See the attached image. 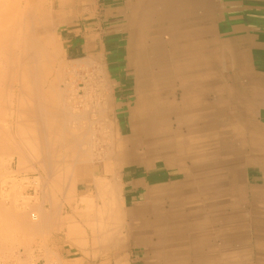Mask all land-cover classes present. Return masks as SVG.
Returning a JSON list of instances; mask_svg holds the SVG:
<instances>
[{"label": "crops", "instance_id": "crops-1", "mask_svg": "<svg viewBox=\"0 0 264 264\" xmlns=\"http://www.w3.org/2000/svg\"><path fill=\"white\" fill-rule=\"evenodd\" d=\"M53 10L75 71L107 76L117 148L111 173L107 150L80 166L50 249L63 264H264V0ZM98 178L118 185L115 209Z\"/></svg>", "mask_w": 264, "mask_h": 264}, {"label": "bare ground", "instance_id": "bare-ground-1", "mask_svg": "<svg viewBox=\"0 0 264 264\" xmlns=\"http://www.w3.org/2000/svg\"><path fill=\"white\" fill-rule=\"evenodd\" d=\"M33 1V0H32ZM62 2V1H61ZM36 3H34L33 5H35ZM59 4V3H58ZM33 5H31L30 4V0H0V84L1 85H3L4 86V88H2V87H0V103L2 102H6L7 103V99L9 98V97H11V99H10V103L8 102V105L9 104H11V105H13V102H15V103H17V105H16V111H15V114L18 112V114L20 115V116H22V117H25L24 119H22L21 117V119L22 120H20L19 121V119H17L18 120V124H19V122H20V124H22L20 127H23V129L21 128V132H23L24 131V128H25V132H23V136H22V134L19 132L20 131V127H18V125H16L17 126V128H18V130H17V133L16 134H21V135H19L18 136V138H20V137H26V135H33V137H31V139H32V141H31V139L30 140H27L28 138H30V137H27V138H25V140H22V138H20V139H18V141L20 140L21 141V143H22V145L25 147V148H27L28 149V151L30 150V152H26V153H31L32 151V153H33V156H31L32 158V161L34 160H36V158L38 159L39 158V162L37 161V165L39 164L40 165V159L42 160L41 162V164H43V166H46L45 168H44V170L47 168V167H49V168H47L46 170H47V174L49 173H52V175L54 174V172H55V170H59V169H62V170H59V171H62V173H63V175L66 173L65 172V170L64 169H67L66 171H67V173H66V175H65V177H63V180L64 179H66V178H68V179H71L72 177H70V176H73L74 175V173H73V171H74V168H75V163H76V161H78L79 162V160H85V159H83V158H78V156L79 155H81V150H83V147L85 146V147H88V146H86V145H88V143H90L91 144V142H86V145H84L85 143V141L86 140H83V138L85 139V138H87L86 136L87 135H89L91 132H92V128L94 127V126H92V127H90V125L91 124H93V123H91V124H89L91 121H89V123H88V120H92L93 121V119H94V117H95V115L94 114H98V115H100V113H99V111H98V109H100L101 110V107H99V105L101 104H99V105H97V107H98V109H97V111H98V113H96L95 111H96V109L95 108H97V107H95L94 108V110L93 109H90L92 106H91V102L90 103H88L89 105V108H88V110H90V112L92 111L93 112V114H92V112L90 113L92 116L94 115V117H92L90 114H89V117H87V116H84L85 118V120L87 121V122H85V120H84V122L86 123L85 125L86 126H84L85 128H86V132L88 131V129L87 128H91L92 130H90L91 132H89V134H87L86 135V132H84L85 131V129L83 130V128H82V126H79V125H81V123L83 122H81L80 120H78L79 119V117L81 116V117H83V115H85L86 114V112H88L89 113V111H87V110H85L86 112H84V111H81L82 112V114H83V112H84V114L83 115H81L80 113V111H79V109L77 110L76 108H72V106H70L73 110L72 111H79L80 113H78V115H77V113L76 112H74L75 114H73L72 112V114H70V115H72L71 117V121L69 120V122H72V120H78V121H80V122H78V121H76V122H78L77 124H79V125H76V123L73 121L72 123H75V126L76 127H74L73 125L74 124H72L71 125V123H69L70 124V126H69V124L67 123V120H68V118L70 119V117H69V111H68V109L70 108H68L67 106H66V95H70V94H68V92L65 90V86H67L68 84H69V81H67L68 82V84H63L64 86L63 87H65L63 90H60V88H63L62 86H60L59 87V85L60 84H62V82H63V80L62 79H64L66 76H65V73L67 72H65V73H63V75L62 74H60V78H62L61 80H59L58 81V79H60L59 77H58V79H56L57 81V83L58 82H60L61 81V83L60 84H54V83H51V86L49 85V88H48V90L47 91H45L44 90V85L45 84H47V81H48V79H49V75L51 74L50 72H51V70L50 71H48L49 73L47 74L46 73V68H49V69H51L54 65H53V63H54V61H55V57H57V55L55 56V54H57V53H55V54H53L52 52H50V50L48 51L47 50V44L48 43H50V42H48V39H49V37H47V30H46V34H45V31H44V29L43 28H46L45 27V24H44V26H43V22H42V19H43V16H41L43 13H41V15H40V12H39V9L38 8H40V7H38V8H35ZM44 11V10H43ZM42 17V18H41ZM49 18V17H48ZM44 20V19H43ZM46 21V20H45ZM49 23V22H48ZM55 27V26H54ZM49 31H50V29H49ZM50 33V32H49ZM49 33H48V35H49ZM180 36V35H179ZM53 38V37H52ZM50 40V39H49ZM51 43H55V42H51ZM50 45V44H49ZM49 45H48V48H49ZM53 48V47H52ZM56 50V49H55ZM61 50V49H60ZM62 51V50H61ZM59 53V52H58ZM90 58H92V57H90ZM90 58H88V59H90ZM87 59L85 58V60L83 61V62H85ZM95 59H93V60H91V61H94ZM96 61V60H95ZM94 61V62H95ZM56 62V61H55ZM89 62V61H88ZM97 62H98V60H97ZM62 63V62H61ZM66 62H64V64H65ZM73 63V62H72ZM79 63H80V61H79ZM86 63V62H85ZM84 64V63H83ZM91 63L89 62V65H90ZM77 61L73 64V68H76L77 69ZM82 65V64H81ZM80 65V66H81ZM92 65H93V63H92ZM97 65V64H96ZM68 66V65H67ZM70 67V66H69ZM89 67V66H88ZM90 68V67H89ZM88 68V69H89ZM93 68V67H92ZM92 68H91V70H92ZM58 69H60V68H58ZM80 69H81V67H80ZM86 69H87V67H86ZM85 69V70H86ZM101 69H102V67H101ZM104 69V68H103ZM41 70H42V72L44 73H41ZM52 70H53V68H52ZM74 70V69H73ZM82 70H83V68H82ZM90 70V69H89ZM61 72V69H60V71L59 70H57L56 69V72ZM64 71V68H62V72ZM79 71V70H78ZM88 71V70H87ZM93 71V70H92ZM97 71H99V73H98V75L99 74H101L102 72H101V70H100V68H99V70L97 69ZM70 72V71H69ZM86 72V71H85ZM89 72V71H88ZM87 72V73H88ZM91 72V71H90ZM89 72V73H90ZM95 72V71H94ZM101 72V73H100ZM68 73V72H67ZM66 73V74H67ZM76 72H73V74L72 73H70L69 74V76L70 75H74ZM59 74V73H58ZM77 74V73H76ZM52 75V74H51ZM56 75V74H55ZM78 75V74H77ZM65 76V77H64ZM76 76V75H75ZM80 76V75H79ZM72 77L73 76H71V80H72ZM78 77V76H77ZM77 77H76V79H77ZM80 77H83V76H80ZM66 78H68V77H66ZM75 78V77H74ZM91 78V77H90ZM75 79V80H76ZM53 80V79H52ZM70 80V79H69ZM74 80V79H73ZM101 80V79H100ZM80 81V80H79ZM102 81V80H101ZM55 82V81H54ZM71 82V81H70ZM73 83H75L74 81H73ZM72 83V84H73ZM90 83H92L91 81H90ZM102 83V82H101ZM71 84V83H70ZM94 85V84H93ZM96 85V84H95ZM94 85V86H95ZM103 85H105L104 83H103ZM106 85H109V84H106ZM105 85V86H106ZM16 86H22L21 88H24V89H20V88H17ZM73 86V85H72ZM71 86V88H73ZM97 87V86H96ZM99 87H101V86H99ZM17 88V89H16ZM70 88V89H71ZM76 88H78V87H76ZM10 89V90H9ZM16 89V91H15V93L14 92H11V91H13V90H15ZM25 89H26V92H25ZM67 89H69V88H67ZM80 89H82V87H80ZM84 89V88H83ZM64 90L66 91L65 93H63L64 92ZM73 90L74 89H72V92H73ZM105 90V89H104ZM8 91V92H7ZM63 91V92H62ZM69 91V90H68ZM79 91V88L77 89V92ZM82 91V90H81ZM70 92H71V90H70ZM69 92V93H70ZM71 92V93H72ZM92 92V91H91ZM93 92H95V90L93 91ZM99 93H100V91H98ZM101 92H102V90H101ZM105 92H106V90H105ZM8 93V94H7ZM25 93V94H24ZM29 95H28V94ZM73 93H75V92H73ZM86 92H85V90H84V94H85ZM98 93V94H99ZM77 94V93H76ZM96 94V93H95ZM105 94V93H104ZM9 95V96H8ZM10 95H12V96H10ZM30 95L32 96V97H30ZM73 95V94H72ZM82 96H83V94H81ZM88 95V94H87ZM103 95V94H102ZM73 96H75V94L73 95ZM72 96V97H73ZM80 96V95H79ZM78 96V97H79ZM82 96H80V97H82ZM95 96V95H94ZM69 97H71V95L69 96ZM77 97V98H78ZM84 97V96H83ZM87 99H89L87 96H85ZM96 97V96H95ZM28 98H31V99H28ZM76 97H74V99H75ZM13 99V100H12ZM65 99V100H64ZM85 99V98H84ZM83 99V100H84ZM30 100V101H29ZM67 100H68V98H67ZM71 99H69L68 100V102H71L70 104H72V102L73 101H70ZM73 100V99H72ZM76 100V99H75ZM80 101L82 100L81 98L79 99ZM86 100V99H85ZM9 101V100H8ZM28 101H29V103H28ZM77 101V100H76ZM87 101V100H86ZM62 102V103H61ZM74 103V102H73ZM76 103V102H75ZM84 103H86V102H84ZM98 103V102H97ZM69 104V103H68ZM67 104V105H68ZM82 104H83V102H82ZM104 104V103H103ZM62 105H64V106H62ZM74 105H76V104H74ZM73 105V106H74ZM84 105H82V107L84 106ZM15 106V105H14ZM69 106V105H68ZM81 106V105H80ZM91 106V107H90ZM101 106H103V105H101ZM105 106V105H104ZM3 107H5V105L3 106ZM9 107H11V106H9ZM64 107V108H63ZM66 107V108H65ZM79 107V106H78ZM86 107H83L84 109H86ZM2 108V107H1ZM0 108V109H1ZM7 108H8V106H7ZM11 108H13V107H11ZM10 108V109H11ZM70 108V109H71ZM80 108V107H79ZM9 108L7 109V110H10ZM103 110H101V113H102V111H104L106 108H102ZM2 110H3V108H2ZM109 110V109H108ZM108 110L106 111V114H105V112L104 113H102V115L103 114H105V115H108L107 114V112H108ZM111 110V109H110ZM14 111V108L12 109V111H8V112H13ZM71 111V110H70ZM0 112H3V111H0ZM7 112V111H6ZM5 112V110H4V114L6 113ZM7 112V113H8ZM1 114H3V113H1ZM4 114L2 115V116H0V117H2V118H5V116H7L6 114H5V116H4ZM11 114V113H10ZM14 114V115H15ZM68 114V115H67ZM79 114H80V116H79ZM19 115H17L18 117H19ZM87 115V114H86ZM63 116V117H62ZM64 116H67V117H64ZM90 116H91V118H90ZM87 117V118H86ZM99 117V116H98ZM97 117V118H98ZM102 118L104 117V122H105V117H107L108 119H109V116H101ZM101 117H99L100 118V120L102 119ZM1 118V119H2ZM7 118V117H6ZM5 118V119H6ZM9 118H10V115H9ZM65 118V119H64ZM66 118H67V120H66ZM89 118V119H88ZM93 118V119H92ZM106 118V119H107ZM0 119V120H1ZM25 119H27V122H26V125L24 124V120ZM66 120V122L64 121V120ZM88 119V120H87ZM97 120H99V119H96V117H95V121H97ZM99 120V121H100ZM4 121V120H3ZM2 121V122H3ZM21 121H24V122H22L21 123ZM64 121V122H63ZM109 121H110V119H109ZM109 121H106L105 123L106 124H104V133H100V136L102 135V134H106L107 136H113L114 138H112L111 139V141L110 142H112L113 141V139H114V142H116V131H115V129H117V128H115V124L112 122V121H110V122H112L110 125H112V126H108V124H109ZM1 121H0V150H2L3 152L2 153H0V155L1 154H3V153H5V154H7V153H10V151H12L13 153H14V151L17 153V154H20L21 155V153H19V152H22V153H25L24 152V149H23V146L22 145H18V144H21V143H18V144H15L14 143V141H13V139H15L14 137L12 138V136H11V134H8V130H10V129H8V128H10V124H9V126H8V124H7V126H8V128L7 127H5V125L2 123ZM103 122V121H102ZM101 122V123H102ZM4 123H5V121H4ZM9 123V122H8ZM16 123V124H17ZM64 123H67L68 124V126H69V128H67L68 126H67V124L65 125ZM88 123V124H87ZM97 123H99V122H97ZM6 124V123H5ZM19 124V125H20ZM95 124H96V122H95ZM84 125V124H83ZM106 125V126H105ZM77 126H79V127H81V129L79 128V127H77ZM87 126H89V127H87ZM4 127H5V129H4ZM7 128V129H6ZM12 128V127H11ZM98 128V127H97ZM101 128V127H100ZM6 130V131H5ZM23 130V131H22ZM95 130V129H94ZM98 130H96V132H97ZM19 132V133H18ZM87 132V133H88ZM9 133H10V131H9ZM93 133H95V132H93ZM93 133H91V136L92 135H94V137H95V134H93ZM97 134V133H96ZM115 134V135H114ZM25 135V136H24ZM17 136V135H16ZM98 136V135H97ZM96 136V137H97ZM39 139H38V138ZM104 137V136H103ZM110 137H108L109 139H110ZM34 138H35V140H34ZM88 138H90V137H88ZM107 138V137H106ZM12 139V140H11ZM24 139V138H23ZM37 139V140H36ZM90 139H92L93 140V138H90ZM89 139V140H90ZM103 139V138H102ZM108 139V140H109ZM33 140L35 141V142H33ZM83 140V141H82ZM88 140V139H87ZM92 140H90V141H92ZM95 140V139H94ZM100 140V139H99ZM38 141V142H37ZM97 141H98V139H97ZM96 141V142H97ZM105 141H107L106 139L104 140V142ZM94 142V141H93ZM93 142H92V144H93ZM96 142H94V143H96ZM101 142H103V140H101L100 141V143ZM103 142V143H104ZM109 142V141H108ZM114 142H112L111 144H109V143H107V144H109V146L106 148V150L104 149V148H102L101 149V146L100 147H98V149L100 150H105L106 152H105V157L103 158V160H104V162H105V164H104V170L106 171V172H108V173H111V171H114V169L112 170V169H110V163H112V157H113V154H114V150H115V148H117V145H116V143H114ZM118 142V141H117ZM98 143V142H97ZM96 143V147H95V149L97 148V144ZM119 143V142H118ZM81 144H83L84 146L83 147H81L82 149H80V154L78 153L79 151H77V149H79L80 148V146H81ZM102 144V143H101ZM105 144H106V142H105ZM35 145L37 146V147H35ZM92 145H90V148L92 149L93 147H91ZM93 146H95V145H93ZM107 146V145H106ZM35 147V148H34ZM77 147H79V148H77ZM89 148V147H88ZM88 148H85L84 150H86V149H88ZM26 149V150H27ZM90 149V150H91ZM94 149V150H95ZM7 150V151H6ZM10 150V151H9ZM32 150V151H31ZM7 153H6V152ZM9 151V152H8ZM87 151V150H86ZM11 152V153H12ZM84 152V151H83ZM92 152V151H91ZM94 152V151H93ZM100 152H102V151H99V153ZM10 153V154H11ZM16 153H15V155H16ZM26 153L23 155H18V157H21L19 160L20 161H23L24 163H21L22 164V167L25 165V162H27L28 161V156L26 155ZM32 153H31V155H32ZM95 153V152H94ZM83 154V153H82ZM93 154V153H92ZM91 153H90V151L88 150L86 153H84V155H86V157L90 160V159H92V157H91V155H92ZM102 154H104V153H102ZM11 155H14V154H11ZM10 155V156H11ZM37 155V156H36ZM84 155L82 156V157H84ZM95 155V154H94ZM94 155H92V156H94ZM26 156H27V158L28 159H26ZM29 156H30V154H29ZM76 156V157H75ZM25 157V158H24ZM76 159H75V158ZM81 157V156H80ZM102 157H103V155H102ZM115 157H117L116 155H115ZM1 158V157H0ZM3 158V157H2ZM33 158H35V159H33ZM74 158V163L72 162V159ZM93 158H95V157H93ZM99 158H101V155H99ZM27 160V161H24V160ZM79 159V160H78ZM88 159H87V161H88ZM69 160H71V163L69 162L68 163V161ZM116 160V159H115ZM11 161V160H10ZM60 161H65V163L63 162H61L60 163ZM81 161L79 162V163H77L76 164V167H78V173L80 172V170L81 169H79V168H81L80 166L81 165H83L82 163H81ZM87 161H84V162H87ZM96 161V160H95ZM94 161V162H95ZM97 161H99V160H97ZM3 162V161H2ZM29 162H30V164L32 165V163H31V160L29 159ZM4 163V162H3ZM34 163V162H33ZM53 163H55V164H53ZM59 163H60V165H59ZM73 163V164H72ZM19 164H20V162H19ZM20 164V165H21ZM24 164V165H23ZM28 162L26 163V165H27V167H29L30 168V166H28ZM29 164V165H30ZM58 164V165H57ZM65 164V166H63ZM92 164V163H91ZM115 164H117V163H115ZM115 164H113V166L115 165ZM26 165L24 166V167H26ZM55 165H56V167H55ZM54 166V168H52ZM58 166V167H57ZM60 166H63V168L61 167L60 168ZM107 166V167H106ZM72 167H74L73 168V170H72ZM108 167H109V169H108ZM115 167H118V165L117 166H115ZM119 167H120V164H119ZM19 168H20V166H19ZM31 168H32V166H31ZM41 168H43V167H40V169ZM58 168V169H57ZM113 168V167H112ZM18 169V168H17ZM25 169V168H24ZM49 169V170H48ZM55 169V170H54ZM54 170V171H53ZM64 170V171H63ZM115 170H116V168H115ZM25 171V170H24ZM28 171V170H27ZM49 171V172H48ZM53 171V172H52ZM59 171H58V173H59ZM119 171V170H118ZM26 172V171H25ZM44 172V171H43ZM65 172V173H64ZM82 172V171H81ZM1 173V172H0ZM56 173H57V171H56ZM55 173V174H56ZM48 174V175H49ZM54 174V176H56ZM69 174H72V175H70V176H68ZM114 174V173H113ZM59 175V174H58ZM57 175V176H58ZM63 175H61V176H63ZM2 175H0V210H3V206L2 205H5V204H8V202H9V200H11V198L12 197H10V196H14V195H12V192L10 193L9 191H10V189H11V187L13 186V182H12V184H10V185H12L11 187L9 186V181H11V180H7V179H5V177H1ZM53 176V177H54ZM67 176V177H66ZM57 178V177H56ZM55 177H54V180H56V182L57 183H54L55 185L56 184H58L57 186H56V188H57V193L59 194V193H61L62 194V196L67 200V202H70V203H74L75 202V200H74V198H76V197H74L73 195H76L75 194V188H76V182H77V178H74V176H73V178L71 179V180H69L68 181V183H70V188L68 189V191H67V189H65L66 191H67V193H63V192H61V187L63 186V184H62V179H59V180H57ZM36 179H39V180H37L36 181ZM42 177L40 176V177H38V178H36V177H31L30 178V180L28 181V182H30L31 184H34L35 186L33 187V189L34 188H36L37 186H39V182L41 181L42 182ZM45 179V178H44ZM67 179V180H68ZM103 179V178H102ZM101 178H98V179H96V184L95 185H97V190H99V193L102 191V193H106V198L109 200L108 201V203H105V205H107L108 207H107V209H110V210H112V209H115V206H116V199L117 198H119L120 197V191L119 190H117V186H115V185H113V184H111L110 185V182L108 181V183L109 184H107L106 183V185H103V184H105L104 182L105 181H103ZM67 180H65V181H67ZM104 180H105V178H104ZM64 181V182H65ZM107 181V180H106ZM115 181V180H114ZM48 182V181H47ZM46 181H45V183H47ZM55 182V181H54ZM11 183V182H10ZM53 183V182H52ZM113 183V182H112ZM48 184V183H47ZM53 184V185H54ZM14 185H16V184H14ZM18 186V185H17ZM20 186H21V184H20ZM24 186V185H23ZM26 186V185H25ZM46 186V185H45ZM48 186V185H47ZM64 186H65V184H64ZM63 186V187H64ZM15 187V186H14ZM18 188H19V186H18ZM16 189L17 191L19 190V189ZM43 188V187H42ZM41 188V189H42ZM46 188V187H45ZM48 188V187H47ZM46 188V189H47ZM54 189L53 190H55V186L53 187ZM67 188V187H66ZM32 189V188H31ZM40 189V190H41ZM45 189V190H46ZM13 190V189H12ZM43 190V189H42ZM63 190V189H62ZM47 191H51V190H47ZM48 192V193H49ZM20 193V192H19ZM52 194L50 195V193H49V195H48V197H49V200H52L51 202H52V206L51 207H53L52 208V211L50 212V211H46L42 206H34V208L33 207H30V206H28V205H25V203H21V204H16L15 203V201L16 200H14L13 202L16 204H14V205H10V202H9V205H10V207H9V205H8V210H7V212H6V207H5V211H2L3 213L2 214H4V212H5V215H8L7 213L9 212V216L10 215H12L13 217H11L12 218V220H14L15 222V224L14 225H16V223L18 224V226H23V228L25 227H31V229H32V227L34 228V229H37L38 227L37 226H39V223H42V225H43V222H44V220L46 221V219H44V218H47L49 221H50V219H51V217H52V213L53 212H55V213H59V212H61L62 211V202H61V200H60V197L57 195V193L55 192H51ZM98 193V192H97ZM104 193V194H105ZM8 194L10 195L9 197H8ZM22 194V193H21ZM20 194V195H21ZM63 194H65L66 196H64ZM101 194V193H100ZM18 195V194H17ZM46 195H47V192H46ZM108 196V197H107ZM6 197H8V199L6 198ZM15 197V196H14ZM14 197L12 198V199H14ZM18 197V196H17ZM74 197V198H73ZM99 197V196H98ZM10 198V199H9ZM19 198H21L20 196H19ZM23 200L22 201H24V198H22ZM34 199V198H33ZM47 199V198H46ZM99 199V198H98ZM27 200V199H26ZM25 200V201H26ZM70 200V201H69ZM12 201V200H11ZM74 201V202H73ZM107 201V200H106ZM12 202V203H13ZM79 202V201H78ZM105 202V201H104ZM102 203V202H101ZM104 204V203H103ZM76 206H78V205H76ZM76 206H74L75 207V209H77L76 208ZM101 206V205H100ZM2 207V208H1ZM22 207V209L24 208V212H20V208ZM33 208V210H36V212H34L33 210H31ZM100 207H98V209H99ZM11 209V210H10ZM30 210L31 211H33L32 213H31V218L30 217H25L23 214H26V212H30ZM78 210V209H77ZM76 210V211H77ZM12 211V213L10 214V212ZM1 212V211H0ZM92 212V211H91ZM102 212V211H101ZM109 212V211H108ZM111 212V211H110ZM97 213V212H96ZM98 214V213H97ZM102 214V213H101ZM100 215V214H99ZM106 215V214H105ZM107 215H108V213H107ZM110 215H111V213H110ZM110 215H108V217L110 218H112V215L110 216ZM3 216V215H2ZM27 216V215H26ZM115 216V215H114ZM5 217V216H4ZM9 217V218H10ZM107 217V218H108ZM99 218V217H98ZM104 219V218H103ZM113 219V218H112ZM32 220V221H31ZM52 220V219H51ZM99 220H101V218L100 219H98V221ZM107 219H105L104 221H102V222H104L105 223V221H106ZM1 221V220H0ZM98 221H96V223H95V225L97 224V222ZM109 221V222H108ZM8 222V221H7ZM10 222V221H9ZM52 222V221H51ZM111 222H113V223H115V221L113 220V221H111ZM110 222V220H107V222L106 223H111ZM45 223V222H44ZM105 223V224H106ZM9 224V223H8ZM99 224V223H98ZM112 224V223H111ZM118 223H115L114 225H117ZM4 225V224H3ZM11 225V224H10ZM41 225V224H40ZM41 225V226H42ZM45 225H46V223H45ZM91 225V224H90ZM93 225H94V223H93ZM103 225V224H102ZM113 225V224H112ZM113 225V226H114ZM7 226V225H6ZM106 227H105V229L103 228V230L104 231H106L107 233H108V231L107 230H109L107 227H108V224H106L105 225ZM111 226V225H110ZM118 226V225H117ZM117 226H115V227H117ZM29 227H28V229H29ZM37 227V228H36ZM103 227V226H102ZM112 227V226H111ZM110 227V228H111ZM14 228V227H13ZM42 228V227H41ZM40 228V229H41ZM19 229H22V227L21 228H19ZM99 229V228H98ZM100 229H101V227H100ZM26 230V229H25ZM39 230V229H38ZM103 230H102V232H103ZM110 230H113V228L112 229H110ZM34 231V230H33ZM99 231H101V230H99ZM114 231H115V229H114ZM36 232V231H35ZM40 232H42V231H40ZM46 233V232H45ZM104 233V232H103ZM117 233V232H116ZM36 234V233H35ZM97 234V233H96ZM102 234V233H101ZM102 235H106V233L105 234H102ZM108 236L109 237H107V238H111V236L108 234ZM114 236H116V235H114ZM29 238V237H28ZM103 238V237H102ZM116 238V237H115ZM115 238H113V239H115ZM32 239V238H31ZM104 239H106L105 237H104ZM112 240V239H111ZM119 241V240H118ZM109 242V241H108ZM107 243V242H106ZM114 244H115V242H114ZM11 250V249H10ZM104 250V249H103ZM40 251V250H39ZM44 253H46V252H44ZM2 255V254H1ZM22 255V254H21ZM45 255V254H44ZM43 255V257H45ZM48 255V254H47ZM8 256V255H7ZM9 256H10V254H9ZM94 256V255H93ZM11 257V256H10ZM38 257H42L41 255L40 256H38ZM0 258H1V256H0ZM8 258V257H7ZM12 258V257H11ZM51 258V257H50ZM58 258V257H57ZM2 259V258H1ZM38 259V258H37ZM36 259V260H37ZM3 260H4V258H3ZM23 260V259H22ZM9 261H10V259H9ZM20 261V260H19ZM46 261V260H45ZM5 262V261H4ZM21 263H22V261H21ZM28 263V262H27ZM46 263V262H45ZM54 263V262H53ZM61 264V263H60Z\"/></svg>", "mask_w": 264, "mask_h": 264}, {"label": "rangeland", "instance_id": "rangeland-1", "mask_svg": "<svg viewBox=\"0 0 264 264\" xmlns=\"http://www.w3.org/2000/svg\"><path fill=\"white\" fill-rule=\"evenodd\" d=\"M34 3H36L35 5H33ZM30 4L31 5H33L35 8H38V7H40V8H38L39 9V12H40V15H41V13H43L41 16H43V19H42V24H43V26H44V24H45V27L46 28H43L44 29V31H45V34L48 32H50L49 33V35H48V33H47V37H49V39H48V42H50V43H48L47 44V50L49 51L50 50V52H52L53 54H55V53H57V54H55V56L57 55V57H55V61H54V63H53V70H52V68L51 69H49V68H46V73L48 74L49 72L48 71H50L51 70V74L49 75V79H48V81H47V84H45L44 85V90L45 91H47L48 90V88H49V85L51 86V83H54V84H60L61 83V81L60 82H56L57 80L56 79H58V77L60 78L62 75H63V73H65L66 71L68 72H66L65 73V76L66 77H68V78H66L65 76V78L64 79H62V78H60V79H58V81L59 80H63V82H62V84H60L59 85V87L60 86H64L63 84H68V82L67 81H69V84L67 85V86H65V87H63V88H60V90H63L64 88H65V90L68 92V94H70L71 95V97H69L70 95H66V103L69 105H67L66 104V106L69 108L70 106H72V108L74 109V108H76L77 110L79 109V111L81 112V111H84V112H86L85 110H87V111H89V113L88 112H86V114L85 115H83L84 114V112H83V114H82V112L80 113L79 111H72L73 109L71 108H69L68 109V111L70 112L69 113V117H70V119L68 118V120H67V118H66V120H67V123L69 122V120L71 121V116L72 115H70V114H75L74 112H76L77 113V115H78V113H80L81 115H83V117H81L80 116V114H79V119L78 120H80L82 123H81V125H79V124H77L78 122H80V121H78V120H76V121H78V122H76L75 120H72V122L74 121L75 123H76V125H79V126H82V128H83V130L85 129V131L84 132H86V128L84 127V126H86L85 124V122H87L84 118V116H87V117H89V114L94 110V108L95 107H97V105H99L100 103V105H99V107H101V110H103L102 108L104 107V108H106L104 111H102V113H104L105 112V114H106V111L108 110V112H107V114L108 115H105V114H103L104 116H109V119H110V121H111V114H112V110H110L111 109V107L110 106H108L107 104H106V98L108 97V91H107V89H106V84H107V82H106V79H107V76H106V74L104 73V72H100L101 74H99L98 75V73H99V71H97V69L98 68H100V70L101 71H103L102 69H101V67L100 66H98V68H95V66H93V68H92V70H90L88 73H83L82 71L81 72H78V71H75V68H73L74 66H73V64L75 63V62H71V61H69L67 58H65V55H64V50H63V47H62V43L60 42V39L58 38V36H57V33H56V30H55V19H54V10H53V8H54V5H55V0H30ZM44 10V11H43ZM49 17V18H48ZM42 18V17H41ZM46 20V21H45ZM49 22V23H48ZM47 30V32H46V30ZM49 29H50V31H49ZM53 37V38H52ZM51 42H55V43H51ZM50 44V45H49ZM48 45H49V48H48ZM53 47V48H52ZM56 49V50H55ZM62 51H61V50ZM59 52V53H58ZM62 62V63H61ZM64 62H66L65 64H64ZM92 63H94V61H92ZM68 65V66H67ZM70 66V67H69ZM58 68H60L61 69V72H56V69L57 70H59L60 71V69H58ZM62 68H64V71L62 72ZM74 69V70H73ZM99 70V69H98ZM70 71V72H69ZM95 71V72H94ZM73 72H76L74 75H70L69 76V74L70 73H72L73 74ZM41 73H43L42 72V70H41ZM59 73V74H58ZM44 74V73H43ZM56 74V75H55ZM60 74H62L61 76H60ZM76 75V76H75ZM83 76V77H80V76ZM71 76H73L72 77V80H71ZM78 76V77H77ZM75 77V78H74ZM76 77H77V79H76ZM91 77V78H90ZM53 79V80H52ZM70 79V80H69ZM74 79V80H73ZM76 79V80H75ZM102 81H101V80ZM80 80V81H79ZM55 81V82H54ZM71 81V82H70ZM73 81L75 82V83H73ZM90 81L92 82V83H90ZM102 82V83H101ZM71 83V84H70ZM73 83V84H72ZM103 83L105 84V85H103ZM65 84V85H66ZM95 86H94V85ZM73 85V86H72ZM71 86L73 87V88H71ZM97 86V87H96ZM99 86H101V87H99ZM0 87H2V88H4V86L3 85H1L0 84ZM17 88H20V89H24V88H21L20 86H16ZM76 87H78L79 88V91L77 92V89L78 88H76ZM80 87H82V89H80ZM16 88V89H17ZM67 88H69V89H67ZM71 88V89H70ZM84 88V89H83ZM16 89L15 90H13V91H11V92H14L15 93V91H16ZM72 89H74L73 90V92H75V93H73L72 92ZM106 90V92H105V90ZM10 90V89H9ZM64 90V92L63 93H65L66 91ZM69 90V91H68ZM70 90H71V92H70ZM82 90V91H81ZM84 90H85V94H84ZM95 90V92H93ZM101 90H102V92H101ZM92 91V92H91ZM98 91H100V93L98 92ZM8 92V91H7ZM25 92H26V89H25ZM70 92V93H69ZM77 93V94H76ZM96 93V94H95ZM99 93V94H98ZM105 93V94H104ZM8 94V93H7ZM25 94V93H24ZM28 94V93H27ZM75 94V96H73V95ZM81 94H83V96L81 95ZM88 94V95H87ZM103 94V95H102ZM29 95V94H28ZM82 96V97H80V96ZM96 97H95V96ZM9 96V95H8ZM10 96H12V95H10ZM73 96V97H72ZM79 96V97H78ZM85 96H87L89 99H87ZM30 97H32L31 95H30ZM74 97H76L75 99L77 100H75L74 99ZM78 97V98H77ZM10 99H11V97H9ZM7 99L6 101H7V103L5 102H1L0 103V108L2 107L3 108V110H2V108L0 109V111H3V112H0V116H2L3 114H4V110H5V112L7 111H12V109L14 108V111L13 112H6L5 114L7 115V116H5V114H4V116H5V118H2V117H0V121L2 122L3 120L5 121V123H4V121L2 122L4 125H5V127H7L8 128V126H9V124H10V128H8V129H10V130H8L7 132H8V134H11V136H12V138L14 137L15 139H13V141H14V143L15 144H18V143H21V139L20 138H22V140H25V138H27V137H30V138H28L27 140H30L31 139V137H33V135L31 136V135H26V137H20V138H18V136L19 135H21L22 134V136H23V132H25V128H24V131L23 132H21V128L23 129V127H20L22 124H20V122H19V124L17 123L18 122V120L17 119H19V121L20 120H22V119H24L25 117H22V116H20L19 114H18V112L15 114V111H16V105H17V103H15V102H13V105H11V104H9L8 105V102L10 103V99ZM67 98H68V100L69 99H71L70 101H73L72 102V104H70L71 102H68V100H67ZM82 99L81 101L79 100V99ZM87 100H85V99ZM28 99H31V98H28ZM73 99V100H72ZM84 99V100H83ZM9 100V101H8ZM13 100V99H12ZM32 100V99H31ZM65 100V99H64ZM30 101V100H29ZM29 101H28V103H29ZM91 103H90V102ZM76 102V103H75ZM82 102H83V104H82ZM84 102H86V103H84ZM90 103L91 104V108L90 109H93L91 112H90V110H88V108H89V104L88 103ZM98 102V103H97ZM62 103V102H61ZM104 103V104H103ZM74 104H76V105H74ZM88 107H86L85 105ZM5 105V107H3ZM15 105V106H14ZM74 105V106H73ZM81 105V106H80ZM82 105H84L83 107H86V109H84L83 107H82ZM101 105H103V106H101ZM105 105V106H104ZM7 106H8V108L10 109L11 107H13V108H11L10 110H7L8 108H7ZM9 106H11V107H9ZM62 106H64V105H62ZM80 108H79V107ZM64 108V107H63ZM66 108V107H65ZM96 109V113H98V111H99V113H100V115H98V114H94L95 115V117H96V119H99L100 120V118L99 117H101V116H103L102 115V113H101V110L100 109H98V107L97 108H95ZM97 109H98V111H97ZM71 110V111H70ZM93 111V112H94ZM72 112V113H71ZM93 112H92V114H93ZM94 112V113H95ZM1 113H3V114H1ZM11 113V114H10ZM15 114V115H14ZM9 115H10V118H9ZM17 115H19V117L17 116ZM68 115V114H67ZM91 115V114H90ZM94 115L92 116V117H94ZM91 116H90V118H91ZM99 116V117H98ZM22 119H21V118ZM63 117V116H62ZM64 117H67V116H64ZM86 117V118H87ZM95 117H94V119H93V121L92 120H88V123H89V121H91L89 124H91V123H93V124H91L90 125V127H92V126H94L92 129L89 127V126H87V127H89V128H87L88 129V131L89 132H91L90 130H92V132L91 133H93V132H95V133H93V134H95V137H94V135H92L91 136V133L89 134V132L87 133L86 132V135L87 134H89V135H87L86 137L87 138H83V140H86L84 143V145H86V142L88 141V142H91V144L90 143H88V145H86V146H88V147H85L83 144H81V146H80V148L79 147H77V148H79V149H77V151H79L78 153L80 154V152H81V155H79L78 156V158L80 159V158H83V159H85V160H79V162L81 161V163L83 162L84 164H86V165H88L89 163H94V161L96 160H99V159H101V158H99V155H101V157H102V152H100L99 153V151H101V149L102 148H104L105 150H106V148L109 146V144H111L112 142H114V139H113V141L112 142H110L111 141V139L112 138H114L113 136H107L106 134L104 135V134H102L101 136H100V133H104L105 131H104V124H106L107 122L106 121H109V119L107 118V117H105V122H104V117L99 121V120H97V121H95ZM98 117V118H97ZM107 118V119H106ZM65 119V118H64ZM63 119V120H64ZM66 120H64L65 122H66ZM84 120H85V122H84ZM25 121V122H24ZM24 121H21V123L22 122H24V124L26 125V122H27V119H25ZM63 121V122H64ZM103 121V122H102ZM109 121V124H108V126H112V125H110L112 122H110ZM9 122V123H8ZM72 122H69V123H71V125L72 124H74L73 126L74 127H76L75 126V123H72ZM95 122H96V124H95ZM97 122H99V123H97ZM102 122V123H101ZM17 123V124H16ZM67 123H64L65 125L67 124ZM68 123V124H69ZM87 123V124H88ZM104 123V124H103ZM7 124H8V126H7ZM68 124H67V126H68ZM84 124V125H83ZM16 125H18V127H20L19 129H20V131L18 130V128H17V126ZM69 126H70V124H69ZM69 126L67 127V128H69ZM79 126H77V127H79ZM106 126V125H105ZM5 127H4V129H5ZM12 127V128H11ZM98 127V128H97ZM101 127V128H100ZM6 128V129H7ZM71 128V127H70ZM69 128V129H70ZM80 129H81V127H79ZM95 129V130H94ZM17 130L21 133H19V134H16L17 133ZM96 130H98L97 132H96ZM6 131V130H5ZM9 131H10V133H9ZM101 131V132H100ZM100 132V133H99ZM97 133V134H96ZM17 135V136H16ZM98 135V136H97ZM25 136V135H24ZM97 136V137H96ZM104 136V137H103ZM88 137H90V138H93V140L92 139H90V138H88ZM107 137V138H106ZM108 137H110V139L108 138ZM24 138V139H23ZM38 138V137H37ZM103 138V139H102ZM18 139H20L19 141H18ZM39 139V138H38ZM88 139V140H87ZM92 140V141H90V140ZM95 139V140H94ZM97 139H98V141H97ZM100 139V140H99ZM107 140V141H105L106 142V144H105V142H104V140ZM109 139V140H108ZM12 140V139H11ZM34 140H35V138H34ZM33 140V142H35ZM37 140V139H36ZM82 140V141H83ZM101 140H103V142H101L100 143V141ZM31 141H32V139H31ZM96 142L98 145H97V148L95 149V147H96V143H94V142ZM109 141V142H108ZM18 142V143H17ZM38 142V141H37ZM92 142H93V144H92ZM23 143V142H22ZM22 143L21 144H18V145H22ZM107 143H109V144H107ZM115 143V142H114ZM25 144V143H24ZM23 144V145H24ZM22 145V146H23ZM90 145H92L91 147H93L92 149L90 148ZM93 145H95V146H93ZM107 145V146H106ZM25 146V145H24ZM23 146V149L26 147H24ZM84 146V147H83ZM101 146V149L99 150L98 149V147H100ZM35 147H37L36 145H35ZM34 147V148H35ZM81 147H83V150H81L80 151V149H82ZM85 148H88V149H86L87 151L89 150L90 151V153L92 154V155H94V156H92L91 155V157H92V159H88L87 157H86V155H84V153H86L87 151L86 150H84ZM27 148H25L24 149V152L26 153V152H30V150L28 151V149L26 150ZM91 149V150H90ZM95 149V150H94ZM7 151V150H6ZM5 151V152H6ZM10 151V150H9ZM8 151V152H9ZM32 151V150H31ZM84 151V152H83ZM92 151V152H91ZM95 153H94V152ZM3 151L2 150H0V153H2ZM12 151H10V153H11ZM33 152V151H32ZM31 152V153H32ZM104 152V151H103ZM7 153V152H6ZM10 153H7V154H5V153H3V154H1L0 155V175H2L1 177L3 178V177H5V179H9V180H11V181H9V186L11 187L12 185H10V184H12V182L14 183V184H16V185H14L13 184V186L11 187V189H10V193L12 192V195H14V196H10L9 194H8V197L10 196V197H14V199H12L11 198V200H9V202H10V205L12 204V205H14L16 202V204H21L22 202L23 203H25V205H28V206H30V207H33L34 208V206H42L46 211H52V208L53 207H51L52 205V200H49V197H48V195H49V193H50V195L52 194L51 192H58L57 191V188H56V186L58 185V184H54V183H57L56 182V180H54V177L57 179V180H59V179H62V184H63V186H64V184H65V186L63 187H61L62 189H61V192H63V193H67V191H68V189L70 188V183H68V181L69 180H71L72 178H73V176H74V178H77V174H78V167H76V164L77 163H79L78 161H76V163H75V168L74 167H72V170H73V168H74V171H73V173H74V175L73 176H70V175H72V174H67L68 176H70V177H72L71 179H68V178H66V179H64L63 180V177H65V175H66V173H67V169H64L63 168V166H65V164L63 165V166H60V168L62 167L64 170H65V174L63 175V173H62V171H59V170H62V169H59V170H55V172H54V174L56 173V171H57V175L56 176H54V174L52 175V173H46L47 172V168H49V167H47L45 170H44V168L47 166H43V164H41L42 162V160L40 159V165L38 164L37 165V161L39 160V158L37 159L36 158V160L34 161H32V157L31 156H33V153H32V155H31V153H29L30 154V156H29V154L28 153H26V155L28 156V158L31 160V163H32V165L30 164V162H29V159L27 158V156H26V159H28V161L25 159L24 161H27L29 164H28V166H30V168L29 167H27V165H26V163L27 162H25V165H26V167H22V164L21 163H24L23 161H20L19 159L21 158V157H18V155H20V154H17L15 151H14V153L12 152L11 154H14V155H11ZM15 153H16V155H15ZM19 153H21V155L23 154H25V153H22V152H19ZM83 153V154H82ZM11 155V156H10ZM20 155V156H21ZM84 155V157H82ZM37 156V155H36ZM81 156V157H80ZM3 157V158H2ZM76 157V156H75ZM74 157V158H75ZM93 157H95V158H93ZM25 158V157H24ZM74 158L72 159V162L74 161ZM33 159H35V158H33ZM76 159V158H75ZM87 159H88V161H87ZM11 160V161H10ZM4 163H3V162ZM84 161H87V162H84ZM19 162H20V164H19ZM34 162V163H33ZM39 162V161H38ZM62 161H60V163H61ZM64 163H65V161H63ZM62 162V163H63ZM71 163V160H69L68 161V163ZM60 163H59V165H60ZM61 163V164H62ZM74 163V162H73ZM72 163V164H73ZM82 163V164H83ZM53 164H55V163H53ZM58 165V164H57ZM19 166H20V168H19ZM31 166H32V168H31ZM40 167H43V168H41L40 169ZM55 167H56V165H55ZM58 167V166H57ZM18 168V169H17ZM25 168V169H24ZM52 168H54V166L52 167ZM58 169V168H57ZM26 172H25V171ZM28 170V171H27ZM49 170V169H48ZM53 170V171H54ZM63 170V171H64ZM44 171V172H43ZM52 171V172H53ZM58 171H59V173H58ZM49 172V171H48ZM61 175H63V176H61ZM42 177V182L40 181L39 182V186H37L36 188H34L33 189V187L35 186L34 184H31L30 182H28L29 180H30V178L31 177H36V178H38V177ZM54 176V177H53ZM67 177V176H66ZM45 178V179H44ZM68 179V180H67ZM28 180V181H27ZM37 180H39V179H36V181ZM65 180H67V181H65ZM45 181L48 183H45ZM55 181V182H54ZM65 181V182H64ZM11 182V183H10ZM53 182V183H52ZM20 184H21V186H20ZM54 184V185H53ZM19 186V188H18V186ZM24 185V186H23ZM26 185V186H25ZM46 185V186H45ZM48 185V186H47ZM15 186V187H14ZM55 186V190H53L54 187ZM43 187V188H42ZM47 189H46V188ZM67 187V188H66ZM19 189L18 191L16 190V189ZM32 188V189H31ZM43 190H42V189ZM13 189V190H12ZM41 189V190H40ZM46 189V190H45ZM65 189H67V191L65 190ZM47 190H51L50 192L49 191H47ZM20 192V193H19ZM46 192H47V195H46ZM49 192V193H48ZM22 193V194H21ZM18 194V195H17ZM21 194V195H20ZM57 195L60 197V200H61V202H62V199H65L63 196H62V194L61 193H57ZM64 196H66L65 194H63ZM18 196V197H17ZM19 196L21 197V198H19ZM8 197H6L7 199H8ZM22 198H24V201H22L23 199ZM34 198V199H33ZM47 198V199H46ZM10 199V198H9ZM27 199V200H26ZM14 200H16L15 201V203L13 202ZM26 200V201H25ZM66 200V199H65ZM9 202H8V204H5V205H2L3 206V210H0L1 212H0V256H1V258H0V264H63V261H62V259H60L59 258V255L57 254V253H55L52 249H50V247H49V244H50V240H51V238H52V235L54 234V233H57L58 231H57V226H58V215L53 219V220H51L50 219V221L47 219V218H44V219H46V221L44 220V222L46 223V225H45V223L43 222V225H42V223H39V226H37L36 228L37 229H34L33 227H32V229H31V227H29V229H28V227H24L23 228V226H21L22 227V229H19V228H21L20 226H18V224L16 223V225H14L15 223V221L14 220H12V218L11 217H13L12 215H10L9 216V212L7 213L8 215H5V212H4V214H2L3 212L2 211H5V207H6V212H7V210H8V205H9ZM13 202V203H12ZM21 202V203H20ZM15 204V205H16ZM10 205H9V207H10ZM62 206H63V203H62ZM2 208V207H1ZM11 208V207H10ZM33 208L31 209V210H33ZM35 209V208H34ZM11 210V209H10ZM30 210V212L28 213V212H26V214H23L25 217H30L31 218V213L34 211V212H36V210H33V211H31ZM9 211V210H8ZM20 212H24V208L22 209V207L20 208ZM12 213V211L10 212V214ZM3 215V216H2ZM27 215V216H26ZM5 216V217H4ZM10 217V218H9ZM8 221V222H7ZM10 221V222H9ZM32 221V220H31ZM52 221V222H51ZM9 223V224H8ZM4 224V225H3ZM11 224V225H10ZM42 226H41V225ZM7 225V226H6ZM14 227V228H13ZM42 227V228H41ZM41 228V229H40ZM26 229V230H25ZM39 229V230H38ZM34 230V231H33ZM36 231V232H35ZM40 231H42V232H40ZM46 232V233H45ZM36 233V234H35ZM29 237V238H28ZM32 238V239H31ZM81 248H82V246H81ZM11 249V250H10ZM40 250V251H39ZM44 252H46V253H44ZM2 254V255H1ZM9 254H10V256L12 257H10L9 256ZM22 254V255H21ZM46 256H45V255ZM48 254V255H47ZM8 255V256H7ZM42 256V257H38V256ZM43 255L45 256V257H43ZM8 257V258H7ZM51 257V258H50ZM58 257V258H57ZM3 258H4V260H3ZM38 258V259H37ZM9 259H10V261H9ZM23 259V260H22ZM37 259V260H36ZM20 260V261H19ZM46 260V261H45ZM5 261V262H4ZM21 261H22V263H21ZM28 262V263H27ZM44 262V263H43ZM46 262V263H45ZM54 262V263H53Z\"/></svg>", "mask_w": 264, "mask_h": 264}]
</instances>
